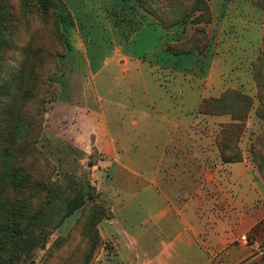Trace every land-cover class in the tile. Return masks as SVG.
I'll return each instance as SVG.
<instances>
[{
	"label": "rangeland",
	"instance_id": "1",
	"mask_svg": "<svg viewBox=\"0 0 264 264\" xmlns=\"http://www.w3.org/2000/svg\"><path fill=\"white\" fill-rule=\"evenodd\" d=\"M163 4L159 12L150 0H0V135L22 70L33 84L19 103L29 146L15 163L29 180L7 196L15 203L3 261L264 264V0ZM149 18L164 34L142 27ZM119 48L133 59L115 56ZM181 163L199 168L204 189L211 172L233 178L218 182L230 185L229 204L211 196L212 217L233 232L228 257L180 250L182 226L159 215L162 202L151 219L145 212L155 185L179 188Z\"/></svg>",
	"mask_w": 264,
	"mask_h": 264
},
{
	"label": "crops",
	"instance_id": "2",
	"mask_svg": "<svg viewBox=\"0 0 264 264\" xmlns=\"http://www.w3.org/2000/svg\"><path fill=\"white\" fill-rule=\"evenodd\" d=\"M145 17V16H144ZM155 27L160 29V33L164 34L162 29L160 27L152 25L151 19L149 18L146 20V22L142 25V27ZM164 51V49H163ZM122 54L125 57H129L132 60L133 57L130 56L127 53H124V48H119L115 51V56H122ZM123 57V59H119L118 62H121L123 60V66L128 64V60ZM149 64H152L151 62H147ZM146 63V64H147ZM162 65H164L162 63ZM89 112V111H87ZM103 132L107 133V130L105 127H103ZM110 140L111 145H108L109 147L112 146V140ZM173 144V143H172ZM110 157L113 159L117 158V154L113 150H109ZM109 160V159H108ZM194 163V161H193ZM175 166H170V165ZM223 170H227L232 168V170H235V179L243 180L246 179L247 176L245 173L246 170L239 167V165H232V164H222ZM176 167V162L169 161L167 164V170L170 171V168ZM181 169L184 168L183 164L181 163ZM219 168V167H218ZM186 169V168H185ZM240 171V172H239ZM158 172H156L157 174ZM186 173V174H185ZM179 188L172 189L169 188L167 190L159 189L154 187L151 193H148L146 195L148 199L151 201L152 209L145 211L149 215V219L153 217V213H155V208H157V203L162 202L165 205V209L160 210L159 215L164 219L169 214L175 216V219L179 221V223L182 226V230L177 234V240L179 242V249L183 250H190L193 249L195 246H197L198 252L201 254H206L210 257L211 260L218 258V255L226 254L228 257V253L232 251V249H229V245L231 243V239L233 236V232L231 229H228V226L226 225L227 222L225 221H217L214 217H212V214L210 212L216 211V205H215V198H211L213 195H217L216 193L219 192L221 195L225 196L224 199L225 202L230 203V199L227 197L228 195L225 194L226 187L229 188L230 185H224L218 182H227L230 177H227L226 174H223L225 178H220L219 175H217V171L215 173H209L208 179L209 183H212L213 186H210L209 189H204L202 184V175L197 167V169H193L190 172H184V170L179 169ZM226 175V176H225ZM238 176V177H237ZM227 177V178H226ZM219 179V180H218ZM240 181V184H241ZM152 184H156V177L151 180ZM223 185V186H221ZM248 189V186L242 187V186H235V190L243 194L246 189ZM225 193H224V192ZM207 198H205V197ZM154 205V206H153ZM227 205V203H226ZM154 210V211H153ZM150 212V213H149ZM157 215V214H155ZM169 221V218H167L166 222ZM230 226V225H229ZM114 245H117L114 243ZM170 247V245H169ZM163 253L167 254V256L170 257V254L167 251L159 252V255H163Z\"/></svg>",
	"mask_w": 264,
	"mask_h": 264
},
{
	"label": "trees",
	"instance_id": "3",
	"mask_svg": "<svg viewBox=\"0 0 264 264\" xmlns=\"http://www.w3.org/2000/svg\"><path fill=\"white\" fill-rule=\"evenodd\" d=\"M150 2L159 12L164 7L163 0H150ZM40 3L44 6L45 0H40ZM149 11L152 12L154 10L149 8ZM159 16L160 14L158 19L154 20L159 21ZM31 56L33 57L32 51L29 49L25 50L22 63L29 62ZM23 73L24 75H19V80L12 87L14 95L11 97L9 108L5 110L3 131L0 135V264L8 263V261H3L1 253L2 248L4 249V246L9 241L8 235L10 232L8 229L11 225V217L14 212L12 208L15 203V201L9 202V197L7 196L10 192L21 190L25 185L23 183L29 180V177L19 176L18 168L15 167L20 154L29 146L26 143V138L28 131H30V129L28 130L30 124L27 121V114L24 112L25 108L20 106L19 103L30 98L32 91L29 87H32L33 84L29 81L28 73L22 70ZM243 100L247 101L244 98ZM203 105V103L199 105V112L203 110ZM234 128H236V125H234ZM227 162H234V160L233 158H228ZM76 208L75 205H72L69 207V211L71 212ZM10 262L11 260H9L8 264Z\"/></svg>",
	"mask_w": 264,
	"mask_h": 264
},
{
	"label": "built area",
	"instance_id": "4",
	"mask_svg": "<svg viewBox=\"0 0 264 264\" xmlns=\"http://www.w3.org/2000/svg\"><path fill=\"white\" fill-rule=\"evenodd\" d=\"M241 242L247 244V238L245 236L241 237Z\"/></svg>",
	"mask_w": 264,
	"mask_h": 264
}]
</instances>
